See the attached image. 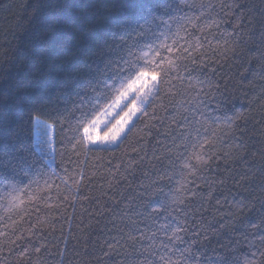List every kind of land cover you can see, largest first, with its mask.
Masks as SVG:
<instances>
[{
  "label": "snow or ice",
  "instance_id": "obj_1",
  "mask_svg": "<svg viewBox=\"0 0 264 264\" xmlns=\"http://www.w3.org/2000/svg\"><path fill=\"white\" fill-rule=\"evenodd\" d=\"M118 3L120 14L97 37L57 94L29 109L27 123L36 129L34 147L24 142L23 118L8 124L0 117V201L15 205L24 203L25 196L29 201L46 199L36 196V191L48 193L55 184V179L45 177L43 169L45 156L56 152L57 133L64 147L61 155L67 154L69 159L73 155L86 157L93 151H112L128 139L141 120L156 118L155 107L165 109L166 100L180 107L186 103L195 113L182 116L186 126L177 122L184 130L174 133L171 155L163 159L172 166L179 162L181 172L186 169L191 179L180 183L175 191L167 186V192L166 185L157 183L158 206L149 202L130 207L121 215L122 226L112 220L115 234L106 241L104 255L111 264H241L235 251L238 242L229 237L226 243L219 238V229L212 233L198 225L196 214L198 197L202 206L203 197L215 191L202 189V185L210 184L213 165L219 167L221 160L225 164L229 159L247 160L246 155L238 156L240 147L237 153L217 155V142L222 139L217 129L226 126L224 135L235 138L237 133L243 135L244 125L238 123L240 116L222 121L215 111L207 110L200 97L209 94L205 83L212 86L202 77L216 73V64L238 59L242 45L249 41L258 44L264 60V0L259 7L230 0L220 3L219 8L214 0ZM57 9L62 10V0H35L33 19L44 28L55 18ZM225 17L232 23L227 38L220 32ZM6 75L0 73V78ZM215 87L219 89V82ZM3 94L0 86V97ZM144 127H150L147 121ZM51 176L56 177V173ZM62 182L68 187L66 180ZM75 183L76 193L82 194L80 181ZM260 187L264 189V184ZM63 199L69 196L65 194ZM260 208L264 213V203ZM237 209L242 215L244 206ZM250 226L255 231H245L242 236L249 241L259 237L264 247V214ZM252 247L259 251L256 244ZM256 251L244 264H264V259L255 260ZM260 255L264 257V252Z\"/></svg>",
  "mask_w": 264,
  "mask_h": 264
},
{
  "label": "trees",
  "instance_id": "obj_2",
  "mask_svg": "<svg viewBox=\"0 0 264 264\" xmlns=\"http://www.w3.org/2000/svg\"><path fill=\"white\" fill-rule=\"evenodd\" d=\"M214 2L219 8L220 3L230 0ZM241 2L260 6V0ZM34 4L35 0H0V73L7 74L0 78L4 91L0 117L8 124L23 118L24 142L30 148L36 143V129L27 123L29 109L57 94L66 77L121 11L118 0H62V10H55L50 24L40 28L33 19ZM220 32L225 38L232 32L228 17L221 23ZM241 47L238 59L222 61L215 65L216 73L202 77L212 86L205 83L209 94L200 99L222 121L241 117L238 123L244 125L242 136L224 135L228 132L226 126L217 129L222 137L217 142V155L237 153L240 147L238 156L246 155L247 160L229 159L227 164L221 160L219 167L213 165L208 176L210 184L202 185V189L215 191L203 197L202 206L198 197L196 220L212 233L219 229V238L224 242L229 237L236 240V255L244 264L253 259V243L259 249L255 260L264 259L259 237L249 241L242 236L245 231L254 232L251 223L264 214L260 208L264 203V189L260 187L264 184V60L258 44L249 41ZM217 82L219 89L215 87ZM165 104V109L154 106L156 118L145 117L112 151H93L86 157L73 155L69 159L67 154L61 155L64 147L57 133L56 152L45 156L43 169L45 177L55 179V184L48 193L36 191V196L46 199L29 201L25 196L24 203L15 205L0 201V264H111L104 255L106 241L115 234L111 221L122 226L121 215L130 207L149 202L158 206L157 183L166 185L167 192V186L175 191L180 183L191 179L186 169L181 172L179 162L172 166L163 157L171 155L174 133L184 130L177 127V122L185 125L182 116H192L195 109L186 103L180 107L166 100ZM145 121L149 128L144 127ZM221 179L223 184L219 183ZM76 181L81 183L82 194L75 191ZM65 194L68 200L63 199ZM238 205L244 206L242 215Z\"/></svg>",
  "mask_w": 264,
  "mask_h": 264
}]
</instances>
